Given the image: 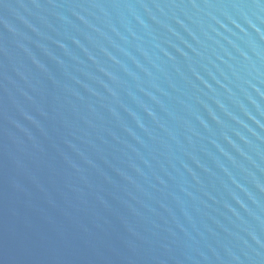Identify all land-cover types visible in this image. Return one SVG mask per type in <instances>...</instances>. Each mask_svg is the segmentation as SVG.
<instances>
[{
	"label": "water",
	"instance_id": "water-1",
	"mask_svg": "<svg viewBox=\"0 0 264 264\" xmlns=\"http://www.w3.org/2000/svg\"><path fill=\"white\" fill-rule=\"evenodd\" d=\"M0 264H264V0H0Z\"/></svg>",
	"mask_w": 264,
	"mask_h": 264
}]
</instances>
